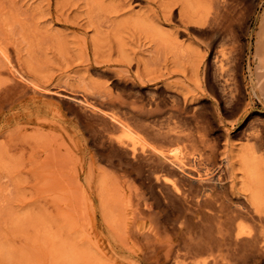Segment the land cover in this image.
Segmentation results:
<instances>
[{
  "label": "rangeland",
  "instance_id": "374dc122",
  "mask_svg": "<svg viewBox=\"0 0 264 264\" xmlns=\"http://www.w3.org/2000/svg\"><path fill=\"white\" fill-rule=\"evenodd\" d=\"M243 1L229 65L240 95L230 103L200 43L209 0H0V264H173L166 250L157 262L136 229L147 218L130 214L117 171L85 130L89 112L61 95L118 111L178 93L200 109L217 158L229 159L230 197L264 208V145L250 139L264 144L255 56L264 0ZM163 208L166 222L178 214Z\"/></svg>",
  "mask_w": 264,
  "mask_h": 264
},
{
  "label": "bare ground",
  "instance_id": "6f19581e",
  "mask_svg": "<svg viewBox=\"0 0 264 264\" xmlns=\"http://www.w3.org/2000/svg\"><path fill=\"white\" fill-rule=\"evenodd\" d=\"M209 2L212 12L203 23L206 28L200 43L205 53L213 55L223 81L222 95L232 103L240 92L229 65L236 60V22H240L246 4L243 0ZM222 31V43L217 45ZM259 42L257 84L264 90V15ZM11 72L17 74L15 69ZM168 94V101L151 99L138 110L122 106L124 110L108 111L85 99L58 93L89 112L85 130L93 133L99 156H105L117 171L134 221L147 218V225L136 229L150 241L157 262L160 253L156 250H166L165 258L173 264L187 260V264H264V208L253 200L249 203L230 197L225 184L229 159L217 158L215 138L201 119L200 109L182 104L178 93ZM250 139L255 147H263L254 132ZM164 206L178 208V214L167 222L162 219ZM162 234L171 235V239L162 243Z\"/></svg>",
  "mask_w": 264,
  "mask_h": 264
}]
</instances>
